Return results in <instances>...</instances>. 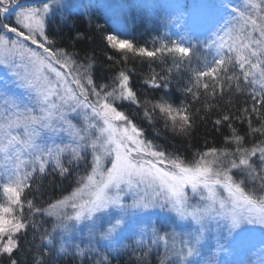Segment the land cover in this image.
<instances>
[{
  "label": "snow or ice",
  "instance_id": "6c2138e0",
  "mask_svg": "<svg viewBox=\"0 0 264 264\" xmlns=\"http://www.w3.org/2000/svg\"><path fill=\"white\" fill-rule=\"evenodd\" d=\"M97 7L115 24L112 33H105L107 46L124 53L125 62L129 53L161 64L170 56L177 68L202 60L203 68L176 86L194 101L201 88L209 97H223L233 82L236 91H243L241 78L251 86L250 108L235 117L222 112L214 121L217 126L227 122L231 129L225 146L186 159L145 138L128 109L142 111L150 123L163 117L166 128L170 121L172 131L184 136L195 128L199 109L174 102L170 69L143 80L153 98L141 103L127 67L98 78L87 54L81 62L50 38L57 10L90 14ZM130 7L126 0H39L38 6L0 0V65L20 90L11 93L8 82L0 87V264H19L14 253L21 251L20 236L29 224L36 228V215L54 223L41 236L43 251L37 249L33 264H59L69 253L65 238L81 234L88 244L71 245L81 262L88 258L111 264L112 254L127 252L125 241L134 240L130 250L137 264H145L153 252L157 264H226L204 252L205 235L213 231L217 253H246L232 264H264V0H244L241 6L221 0L193 3L189 33L179 40L166 38L153 49L124 35L128 25L120 17ZM135 7L147 12L159 6L142 2ZM201 29L207 33L203 41L196 35ZM109 79L111 83L98 82ZM234 118L247 123V143L233 126ZM81 163L84 172L68 195L46 207L26 197L49 167L63 180L72 165ZM224 233L226 243L220 244Z\"/></svg>",
  "mask_w": 264,
  "mask_h": 264
},
{
  "label": "trees",
  "instance_id": "16d2710c",
  "mask_svg": "<svg viewBox=\"0 0 264 264\" xmlns=\"http://www.w3.org/2000/svg\"><path fill=\"white\" fill-rule=\"evenodd\" d=\"M174 1L183 5H188L191 2V0ZM126 2H129L132 7L128 8L129 13L127 16L123 17V20L128 25L127 32L124 35L132 39L138 46H146L149 49H153L159 47L161 41H166V38L179 40L182 35H186L190 31V24L184 25L180 30L174 29L175 12L167 9L160 3V0L154 3L159 6L155 11L149 8L147 12H142L135 7L139 2H130V0H126ZM199 2H205V0H200ZM221 2H228L232 6H241L244 0H221ZM114 27L113 20L100 11L92 10L90 14L70 11L64 15H56L52 19L50 38L55 40L58 46L66 48L73 54H77V59L81 62H85V54H87V59L93 60L97 66L96 75L98 78L101 76L110 77L122 68L127 67L134 73L131 76L132 84L134 90L138 93L141 103L146 99L153 98V93L150 89H146L143 80L149 78L153 73L164 74L170 69L174 102L176 104L187 103L192 106L193 110L199 109L198 114L194 117L196 121L195 128L190 136H184L172 131L170 121H168L169 127L166 128L163 117L150 123L143 118L142 111L128 109L131 118L143 128L145 138L162 146L167 152L179 153L186 159H190L196 152L225 146V137L231 136V129L228 127L227 122L217 126L214 121L222 112H230L235 117L240 114L242 108H250L252 101L248 92L251 86L246 85L241 78L239 83L243 91H236V82H233L231 88L225 89L223 97L219 94L215 97H209L204 89L201 88L199 90L201 93L200 99L194 101L190 94L177 90L176 86L178 82L187 83L191 77L192 70L203 68L202 60L198 62L193 59L191 65L185 63L180 68H177L170 56H166L165 63L161 64L159 59L150 62L148 58H141L129 53L125 62L122 59L125 54L108 47L105 40V33H112ZM196 35L200 41H203L207 33L201 29ZM108 56L113 57V59H108ZM205 80L211 83L210 78L205 77ZM98 82L111 83V80H98ZM146 91L148 92L147 97L144 95ZM137 112H140V114H136ZM232 123L237 133L245 136V142L247 143L250 139L247 135V123H241L235 118ZM253 125L259 126L255 117H253ZM64 160L66 162L67 159ZM75 166H71L68 177L63 180H61L59 175L52 172L51 167H49L48 174L44 175L42 180L37 178L33 186L26 190V197L32 199L37 206L46 207L49 202L68 195L76 186L75 181L78 176V170ZM27 212L28 209L25 207L26 215ZM34 220L36 228L34 229L31 223L29 224L26 233H22L20 236L21 251L14 253L19 260V264H33L37 249L39 248L43 251L44 244L41 236L45 230H51L52 220L50 218L46 219L42 215H36ZM56 240H54L55 245ZM59 245L60 243L56 246L57 249ZM66 246H69V253L59 261V264H95V259L85 258L81 262L80 259L74 256V247H71L70 244H66ZM131 247L128 251H131ZM128 251L121 253L119 256H111V264H137V261L132 258L131 253ZM45 259H48V257H45ZM145 264H157L155 252L149 256Z\"/></svg>",
  "mask_w": 264,
  "mask_h": 264
},
{
  "label": "rangeland",
  "instance_id": "374dc122",
  "mask_svg": "<svg viewBox=\"0 0 264 264\" xmlns=\"http://www.w3.org/2000/svg\"><path fill=\"white\" fill-rule=\"evenodd\" d=\"M147 2L149 4H154L155 2L159 1V0H130V2ZM200 0H191L190 4H188L186 8H175L172 7L173 5H176L177 3L174 0H160V3L163 4L167 9L169 10H173V12H175V19H174V29L176 30H180L184 27L185 24H187V22H190V14H191V5L193 3H199ZM66 3L69 2V0H65ZM71 2L73 3H87L88 0H71ZM101 3H111L113 2V0H100ZM117 2H121V0H117ZM178 2V1H177ZM19 4H22L24 6H38L39 5V0H18ZM129 4V2H127ZM93 10H97L100 11L102 13H104L107 17H109V14L105 12V10L101 7H97L94 8ZM70 11H77L76 9H72V10H68V9H63V10H57L55 16L57 15H64ZM82 12V11H80ZM129 13V9L126 10L125 14L120 17L121 19H123L124 16H127V14ZM35 47V46H33ZM14 78L11 76V74L8 72L7 69H5L2 65H0V87H4L5 82H8V90L11 93H14L16 95H19L20 90L16 89L10 82L13 80ZM0 103H3L2 100H0ZM64 159H67V157H65ZM78 170V175L83 174L84 172V163H81L79 165V167L75 166ZM3 181H0V183H2ZM2 191H0V202H2ZM46 219H51L52 220V226H53V219L51 217H47L44 216ZM52 228V227H51ZM226 235V233L221 235L220 244H225L226 241L224 240V236ZM56 246H58L59 243H61V240L59 239V237L56 238ZM65 244H70L74 245V244H80L81 247L83 248L85 245L88 244V240L87 238L81 234L80 236H75L73 238H71V240H69L67 237L65 238V240L63 241ZM126 244H128L130 247H135V243L134 240H127L125 241ZM97 248H101L100 245H96ZM219 247V245L217 244L216 238H215V232H211V233H206L205 235V247H204V252L206 255H216L217 259L220 261H225L226 264H232V261L235 260H240V259H245L246 258V253L243 250L237 251L233 254H230L226 249H221L219 250V252L217 253V248ZM102 250V249H101ZM129 253H131V251H128ZM123 253V252H122ZM93 256H95V253L91 254ZM117 256L115 253L112 254L113 256ZM252 260L256 261L257 257L255 255L252 256Z\"/></svg>",
  "mask_w": 264,
  "mask_h": 264
}]
</instances>
